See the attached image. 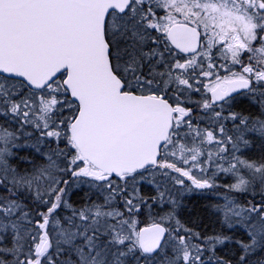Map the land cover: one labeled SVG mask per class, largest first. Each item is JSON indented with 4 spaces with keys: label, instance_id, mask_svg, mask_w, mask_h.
Here are the masks:
<instances>
[{
    "label": "snow or ice",
    "instance_id": "6c2138e0",
    "mask_svg": "<svg viewBox=\"0 0 264 264\" xmlns=\"http://www.w3.org/2000/svg\"><path fill=\"white\" fill-rule=\"evenodd\" d=\"M0 264H264V0H0Z\"/></svg>",
    "mask_w": 264,
    "mask_h": 264
}]
</instances>
